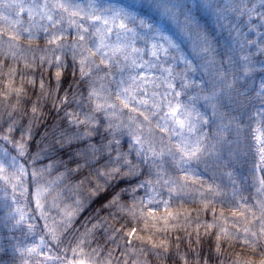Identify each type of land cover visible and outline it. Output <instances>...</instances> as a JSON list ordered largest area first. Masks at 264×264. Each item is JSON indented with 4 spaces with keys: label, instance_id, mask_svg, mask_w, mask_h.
Here are the masks:
<instances>
[{
    "label": "snow or ice",
    "instance_id": "snow-or-ice-1",
    "mask_svg": "<svg viewBox=\"0 0 264 264\" xmlns=\"http://www.w3.org/2000/svg\"><path fill=\"white\" fill-rule=\"evenodd\" d=\"M158 7L179 22L178 9L173 5L160 3ZM203 7L211 10L218 27L231 38L223 58L226 63L218 62L212 40L206 32L190 29L192 18L185 12L180 27L191 36L193 51L202 57L199 67L214 74L213 86L206 89L202 81L192 77L198 68L194 60L178 50L170 32L154 16L134 4L105 0H0V70L7 65L3 73L7 76L6 87L0 91V99L16 97L13 103L6 101L9 112L19 108L25 93L23 84H16L18 64L23 62L29 68L37 62L41 67L55 64L59 76L63 54L70 51L73 59L79 61L82 74L93 68L100 70V86L90 89L97 97L105 96V81L114 77L112 69L119 73V107L129 109L126 126L140 149L148 143L145 158L151 160L150 174L131 189L143 188L144 194L131 204L119 205L129 219L117 227L104 218L84 231L72 233L84 203L79 195L82 181L68 187L75 199L63 202L65 188L60 185L68 170L51 176L55 161L37 165L49 145L44 143L30 151V139L26 141L24 137L32 136L31 121L20 130L17 139L16 121L10 117L6 130H0V264H96V249L89 250L85 245L101 224L105 225L107 238L121 247L124 259L114 257L109 249L100 264H112L113 258L117 264H129V257L131 264H215L214 257H221L238 245L248 251H232V264H264V175L257 174L264 172V107L252 113L259 118L252 136L258 159L249 170V191V174L242 167L249 125L242 115L230 112L222 102L226 98L239 110L253 99L239 82L255 83L252 78L258 70L264 71V0H224L222 4L204 0ZM20 79H25L22 73ZM27 79L35 83L34 77ZM40 84L43 86L42 78ZM150 85L162 86L164 90H153L151 100L147 95H137L140 89L147 93ZM194 87L200 89L195 95L208 102L216 119L211 135L206 130L195 136L185 135L184 129L197 132L208 116L195 111L190 104L169 99ZM254 97L264 103V78L256 84ZM133 101L151 102L155 111L163 104L164 123L157 121L155 126L171 137V121L173 131L177 126L181 130L179 138L159 146L147 140L141 131L144 124L134 115L140 109ZM111 108L107 115L112 127L119 129L124 118L116 104ZM31 109L35 115L37 104L32 103ZM141 115L148 119L146 113ZM151 131L149 125L147 132ZM63 142L71 146L72 138L64 137ZM89 148L96 150L95 145ZM28 154L30 160L25 159ZM115 159L123 160V176L136 175L137 166L127 153L117 151ZM119 174V165L108 169L109 178ZM92 193L95 195V190ZM51 207L59 210V216L52 220L48 211ZM208 212L210 219L205 218ZM38 220L43 221L39 229ZM204 245L207 253L203 251Z\"/></svg>",
    "mask_w": 264,
    "mask_h": 264
},
{
    "label": "clouds",
    "instance_id": "clouds-1",
    "mask_svg": "<svg viewBox=\"0 0 264 264\" xmlns=\"http://www.w3.org/2000/svg\"><path fill=\"white\" fill-rule=\"evenodd\" d=\"M114 4L129 5L134 4L137 8H142L147 11V14L154 16L159 24L165 27L174 38L177 48L186 56L192 58L197 64V71L192 73V77L198 81H202L203 88H210L214 84V74L212 72H205L199 66L202 57L193 51L191 36L181 29L180 23L183 22L185 12L191 18L192 23L189 26L192 31L197 29L204 31L210 37L215 47L218 57V62L226 63L223 58L227 54L230 46L231 38L227 31L218 27L216 18L211 10L203 7L204 0H105ZM217 3H223L224 0H216ZM160 3H168L178 9L179 22L173 21L171 17L162 13L158 7ZM62 70L59 76L56 74V65L44 64L42 67L39 62L34 68L25 67L23 62L18 64V74L16 76V84H23L25 89L24 95L20 98V106L17 110L9 112L6 107L8 104L15 102L16 97H7L0 99V130H6V121L11 119L16 121L14 132L17 139L20 138V130L24 129L31 121L32 136L31 138L24 137L29 141L30 151H35L43 147L44 143L49 145L47 151L44 153V158L37 161L39 164H47L49 160L55 161L54 167L50 171L51 176H55L58 172L68 170L63 183L60 187L65 188V197L63 202H71L75 199L69 191L68 187L77 181H82L79 186V195L84 201L83 207L77 214L74 225L71 228L72 233L84 231L93 222L103 221L107 218L109 222L116 224L119 227L125 220L129 219L125 213L120 210L121 203L131 204L134 198L140 197L144 194L145 189L138 188L132 191V186L144 180L151 171V160L145 158V152L149 145L146 142L143 149L132 139V133L128 129L127 117L129 109L120 108L117 99V83L119 73L115 68L112 69L114 73L113 78H108L105 81V96L97 97L91 94L90 89L93 86L99 87L101 81L97 78L99 69L93 68L91 72L86 71L81 73L79 61L73 59L70 51L63 54ZM8 63H13L9 61ZM179 63V62H178ZM182 67V63H179ZM7 65L3 70H0V91L4 90L6 85L4 81L7 76ZM103 71H108L104 68ZM20 73L25 76L21 81ZM34 77L35 83H30L27 77ZM43 79V86L40 84ZM264 78V71H259L255 75V83L250 81H240L247 88L246 95L253 97L243 108L237 110V105L230 103L226 98L223 99V104L230 112L242 115V119L248 125L255 122L256 116L252 115L257 108L264 107L254 97L255 87ZM179 87V82L177 84ZM218 86V85H217ZM239 86V85H238ZM163 91V87L157 88L156 85L148 86V91L145 93L142 89L138 90V96L147 95L152 99V91ZM200 89L192 88L183 90L181 96H171L173 102L183 104H190L195 111L205 113L208 116L207 122H201L197 128V132L188 133L184 129L185 135L195 136L201 131H207L211 135L216 125V119L212 116V110L208 102L202 97L196 96L195 92ZM99 102L100 106H97ZM36 103L38 110L33 115L31 104ZM134 106L139 107L140 113H134L137 119L144 124V129L141 131L147 140L153 141L157 146L161 142L168 144L170 140L178 139L180 128L177 126L175 130L172 129V122H168L169 132H172L170 137L168 133H163L155 125L157 121L163 125L162 117L166 111L162 104L159 111L153 110L151 102L143 104L139 101L132 102ZM116 104L119 111L124 118V124L119 129L112 127V121L107 115L112 110L111 105ZM141 113H146L148 119L145 120ZM152 126L151 133L147 132L148 126ZM19 132H16V129ZM86 133V134H85ZM64 137H71V146L63 142ZM89 145H95L96 150L92 151ZM139 149V150H138ZM117 151L127 153L128 159L137 166L135 176H123L126 167L123 160L117 161L115 159ZM26 160H30V154L25 156ZM119 165V175H114L113 178L108 177V169ZM197 163L193 162V167ZM203 169V164L199 165ZM240 167L241 165H237ZM45 179L48 177L45 176ZM95 190V195L92 193ZM162 194L166 197V191L162 190ZM118 196L119 199L113 201L112 198ZM112 201L111 203H109ZM61 202V206L63 205ZM52 220L59 216V210L51 207L48 209ZM35 215L38 216V213ZM119 221V223H117ZM38 229L42 227L43 221H37ZM104 224L98 227L97 232L93 235L92 240L86 243L85 247L89 250L96 249L93 253V258L96 264L104 258L105 253L111 249L114 257H119L115 254V242L108 239L104 233ZM107 245V247H105ZM99 246V247H97ZM247 252L246 248L236 246L235 249H228L221 257H214L215 264H232L231 252ZM112 264H117V259H112ZM129 264H131V257H129Z\"/></svg>",
    "mask_w": 264,
    "mask_h": 264
},
{
    "label": "trees",
    "instance_id": "trees-1",
    "mask_svg": "<svg viewBox=\"0 0 264 264\" xmlns=\"http://www.w3.org/2000/svg\"><path fill=\"white\" fill-rule=\"evenodd\" d=\"M249 38H252V37H249ZM258 120H259V118H256L255 122L250 124L249 128L246 130L247 155L244 157L242 167L245 170V172H247L249 174V180H248L249 191L251 190V186H252V179H251V174H250L249 170L255 165L256 160L258 159L257 152H256V147H255L254 141L252 139V136L254 135L253 129L257 126ZM16 132L17 133L19 132L18 128L16 129ZM0 143H3V141L0 140ZM4 146L7 147V148L12 147L11 145H8V144H4ZM199 174L206 175V173H203V172H201ZM257 174L258 175H264V172H258ZM186 203H187V201H186ZM190 206L195 207L194 204H192ZM205 218H209L210 219L211 218V213L210 212L206 213L205 214ZM173 235H175V233ZM30 239H31V237H30ZM206 239L210 240L211 237H207ZM136 244H137V246H139V242L138 241L136 242ZM105 247H107V245ZM184 250H186V249H184ZM203 251L205 253L208 252L207 245H204ZM115 254L117 256H120L121 259H123V256L121 255V247L119 245H115ZM149 256L151 258L152 254L149 253Z\"/></svg>",
    "mask_w": 264,
    "mask_h": 264
},
{
    "label": "rangeland",
    "instance_id": "rangeland-1",
    "mask_svg": "<svg viewBox=\"0 0 264 264\" xmlns=\"http://www.w3.org/2000/svg\"><path fill=\"white\" fill-rule=\"evenodd\" d=\"M11 148V147H10Z\"/></svg>",
    "mask_w": 264,
    "mask_h": 264
}]
</instances>
